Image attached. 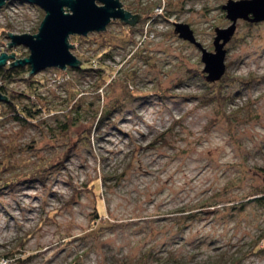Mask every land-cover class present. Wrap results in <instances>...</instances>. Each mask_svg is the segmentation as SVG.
<instances>
[{"label":"rangeland","instance_id":"obj_1","mask_svg":"<svg viewBox=\"0 0 264 264\" xmlns=\"http://www.w3.org/2000/svg\"><path fill=\"white\" fill-rule=\"evenodd\" d=\"M121 1L142 15L134 33L116 19L69 39L83 63L102 55L110 83L71 67L27 76L43 81L36 93L7 83L42 111L25 124L0 108V264H264V21L238 19L228 76L212 83L174 22L212 51L228 0ZM44 16L26 1L0 7V54L27 57L8 31L36 33ZM41 164L47 176H30Z\"/></svg>","mask_w":264,"mask_h":264},{"label":"water","instance_id":"obj_2","mask_svg":"<svg viewBox=\"0 0 264 264\" xmlns=\"http://www.w3.org/2000/svg\"><path fill=\"white\" fill-rule=\"evenodd\" d=\"M11 0H0V7ZM35 4L45 11L36 33H13L8 31L9 48L24 45L29 55L17 58L12 54L1 52L0 67L30 65L27 74H36L47 68H79L83 61L73 52L75 44L69 41L72 35L87 36L91 32H100L116 19L134 27L141 19L140 13L126 9L121 0H21ZM231 24L217 27L213 40L214 50H208L196 37L194 29L185 22H174L175 33L200 49L204 63L203 73L208 82L219 81L227 70L226 44L236 32L238 19L249 22L264 21V0H228L222 5ZM8 100L0 90V101ZM2 184V183H1Z\"/></svg>","mask_w":264,"mask_h":264},{"label":"trees","instance_id":"obj_3","mask_svg":"<svg viewBox=\"0 0 264 264\" xmlns=\"http://www.w3.org/2000/svg\"><path fill=\"white\" fill-rule=\"evenodd\" d=\"M135 28L130 26V30H131L132 33H134V31H135L134 29ZM103 53H107V52L104 51ZM101 57H102V55H97V56H94V57L87 56V58L84 61V63L78 69L80 71H84V70L96 71V72H98L96 80H99L100 84L101 83H105V84L106 83H110L112 80L109 79V74L105 73V72L101 73L99 71L100 68H98L99 66L97 64H98V59L101 58ZM69 69H76V68H69ZM30 70H31V66L30 65H25V66H2V67H0V79H4L5 82H6V83H3V84L0 85V90L8 98V100H1L0 101L1 111H2V108H3L2 107L3 103H5L10 109L9 116L13 117L14 119H16L18 121H23L25 124H29L32 121H35L36 118H37V115L42 111V108L35 101H32L31 103L24 104V105L18 104V102L15 101L14 95L9 93L7 83H11V82H13L15 80H26L28 82V84H29L31 92L36 93L38 91V88L36 86H33V83L35 81L43 83V81L39 80V79H36L33 76L32 77H27V76H30V74L27 75V73H29ZM227 76H228V74L225 72V74L223 75L222 78L226 79ZM211 99H213V101L219 102L224 107L223 110H225L226 98H224L223 95H220L219 93H217L214 96H212ZM116 105L117 106L119 105V101H117ZM115 108H116V106L114 108L109 106L106 109H102V110L97 109L98 112H96V114L93 115V118H92V122L93 123L91 124L90 128H88V131H87L86 139L88 140L89 143L91 142V135H92L93 131L97 128V126L102 121L104 116L107 117V116L112 115V112L115 111ZM71 109L73 110V106L70 107V110ZM73 120H74V116L69 115V118H68V123L69 124L68 125L73 124L74 123ZM68 153H69L68 151L64 153L63 159H65V157L68 155ZM7 156L8 155H6L5 157H7ZM56 158H57V155L55 154V155H53L51 157V160L52 161L54 160V162L58 161V163L63 162V159L59 158L57 160ZM0 163H2V160L0 161ZM35 169L36 170L33 173H31L30 176H33V177L35 176L34 178H38V177L41 176V179H43L44 177L47 176V171H45V170L48 169L47 166L41 164V165L36 166ZM17 183H19L18 180L15 181V182L12 181V184H14V185L17 184ZM256 199L258 201H263L264 200V195H260ZM95 221L98 222L100 226H102V224L107 222L106 220L102 219L101 217L97 218Z\"/></svg>","mask_w":264,"mask_h":264},{"label":"built area","instance_id":"obj_4","mask_svg":"<svg viewBox=\"0 0 264 264\" xmlns=\"http://www.w3.org/2000/svg\"><path fill=\"white\" fill-rule=\"evenodd\" d=\"M3 264H5V263H3Z\"/></svg>","mask_w":264,"mask_h":264}]
</instances>
